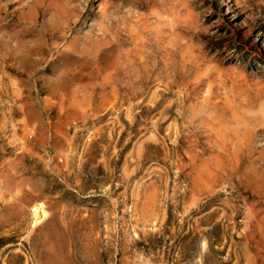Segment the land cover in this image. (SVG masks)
<instances>
[{
    "label": "rangeland",
    "instance_id": "rangeland-1",
    "mask_svg": "<svg viewBox=\"0 0 264 264\" xmlns=\"http://www.w3.org/2000/svg\"><path fill=\"white\" fill-rule=\"evenodd\" d=\"M0 264H264V0H0Z\"/></svg>",
    "mask_w": 264,
    "mask_h": 264
}]
</instances>
